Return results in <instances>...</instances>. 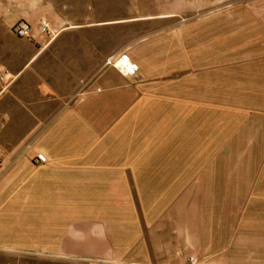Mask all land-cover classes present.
Here are the masks:
<instances>
[{"label": "crops", "instance_id": "crops-1", "mask_svg": "<svg viewBox=\"0 0 264 264\" xmlns=\"http://www.w3.org/2000/svg\"><path fill=\"white\" fill-rule=\"evenodd\" d=\"M137 2H0V264H264V0Z\"/></svg>", "mask_w": 264, "mask_h": 264}, {"label": "rangeland", "instance_id": "rangeland-1", "mask_svg": "<svg viewBox=\"0 0 264 264\" xmlns=\"http://www.w3.org/2000/svg\"><path fill=\"white\" fill-rule=\"evenodd\" d=\"M75 0H51L52 4L54 5V7L60 6L63 7L65 6V14H67V16L70 17L71 12H72V8H73V2ZM122 0H112V4L113 5H117L120 4ZM1 3H6L7 0H0ZM123 2H125V0H123ZM128 6H129V17H135L136 16V12H134V8L137 6V0H127ZM143 4L147 5L148 7H151L152 5V0H143ZM115 7V6H113ZM17 23V22H15ZM13 23V24H15ZM10 25V27L7 28H2L0 29L3 33L6 34V36H11V37H16L12 32H11V27L13 26ZM153 28V27H152ZM152 28L149 27L144 29L143 31L148 32V31H152ZM154 29V28H153ZM17 38V37H16ZM6 68V67H5ZM7 69V68H6ZM8 70V69H7ZM20 78V76H19ZM19 80V79H18ZM11 89V88H10ZM9 91V90H8ZM6 91V92H8ZM15 256V259H14ZM13 258L9 259V260H3L6 264H87V262L85 261H81V260H75V259H66V258H58V257H54L51 256L50 254H36V253H27V254H21L18 253L16 255H14Z\"/></svg>", "mask_w": 264, "mask_h": 264}, {"label": "built area", "instance_id": "built-area-1", "mask_svg": "<svg viewBox=\"0 0 264 264\" xmlns=\"http://www.w3.org/2000/svg\"><path fill=\"white\" fill-rule=\"evenodd\" d=\"M41 33L48 34L51 32L49 24L47 22H43L40 28ZM11 32L17 36L18 38H30L31 36V27L26 22H17L11 27ZM115 66L123 73L128 74L132 69V63L128 58H121ZM19 76L11 73L5 67L0 69V96L3 95L6 91L10 89V87L18 80ZM40 162L45 163L47 158L43 155L38 156ZM190 263H195L193 257L189 258ZM87 264H110L106 260H96L87 262Z\"/></svg>", "mask_w": 264, "mask_h": 264}]
</instances>
